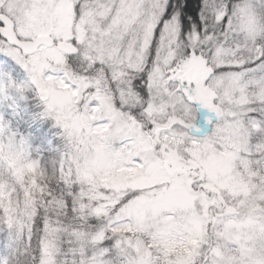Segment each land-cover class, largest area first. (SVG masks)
Here are the masks:
<instances>
[{"label":"rangeland","instance_id":"obj_1","mask_svg":"<svg viewBox=\"0 0 264 264\" xmlns=\"http://www.w3.org/2000/svg\"><path fill=\"white\" fill-rule=\"evenodd\" d=\"M168 1L0 0V14L14 18L23 39L67 41L87 28L74 27L77 22L89 25L87 35L79 34L80 54L103 64L99 75H74L57 49L26 59L0 39V50L26 71L36 94L50 93L40 113L64 137L63 159L86 187L87 207L107 221L95 238L83 239L86 264H108L97 260L96 246L109 230L120 264H264V168L251 169L246 124L256 99L264 111V69L245 68L248 61L238 56L256 53L253 0L235 10L216 38L184 39L176 23L163 29L149 75L154 101L147 111L156 143L128 112L137 102L130 82L149 66ZM226 16L223 10L217 19ZM239 38L243 44L236 43ZM191 104L197 122L175 118L188 116ZM1 116L0 163L23 181L32 168L23 143L4 136ZM45 253V264L51 263V248Z\"/></svg>","mask_w":264,"mask_h":264},{"label":"trees","instance_id":"obj_2","mask_svg":"<svg viewBox=\"0 0 264 264\" xmlns=\"http://www.w3.org/2000/svg\"><path fill=\"white\" fill-rule=\"evenodd\" d=\"M246 1H168L151 42L150 56L146 64L149 66L135 73L130 82L133 98L137 102L134 108H128V112L141 125L147 126V129L153 132L152 139L156 143H158L156 134L152 130L153 120L147 111L154 101L149 87V75L161 45L163 29L176 23L184 39L194 34L199 36L200 41L207 39V36L216 38L220 32L226 31L225 26L230 16ZM250 5L253 7L254 16L257 17L259 28L254 44L256 53L250 55L248 52H242L238 56L248 61L243 67L253 68L260 65L263 70L264 0H253ZM223 10L227 11V16L219 21L218 14ZM77 26L85 25L80 20L74 27ZM82 30L77 29L73 33L72 41L79 46L80 42L82 43L79 38ZM235 40H238L236 43L239 45L244 43L243 38ZM63 58L66 69L76 76L99 75L105 68L97 60H94V63L84 60L80 53L76 57L63 55ZM230 67L226 69L222 67L220 71L229 72ZM254 75H257V78L262 77V72H256ZM0 80H6V89L3 93L0 92L4 136L18 138L23 143L24 156L32 168L21 181L17 179L12 168L0 163V264H45V248H51L52 253V262L48 264H86L83 261V239L95 238L107 221L95 214L94 209L87 207L89 198L86 197V187L80 183L75 167L70 168L67 164L69 162L65 163L63 159L62 154L68 148L66 141L59 135L53 123L41 115L40 110L44 102L29 85L26 71L1 50ZM261 82L263 87L264 77ZM110 87L115 90L113 83ZM114 96H118L116 91ZM117 106H120L118 99ZM191 106L194 109L188 116L186 113H179L175 118L186 124L197 122V109L192 104ZM253 107L256 111L250 113L251 119L247 120L246 124L249 126L251 169L257 171L261 169L259 167L264 168V111L261 110L262 104L259 99L250 105V109ZM154 121L165 122L159 119ZM215 124L216 122H212L211 125ZM184 129L186 128L182 126V130L186 132ZM161 161L167 166L162 156ZM111 235L109 230L104 241L97 244V260L107 261L108 264H120L123 259L118 260L115 250L116 239ZM147 245L154 247L150 241H147Z\"/></svg>","mask_w":264,"mask_h":264},{"label":"water","instance_id":"obj_3","mask_svg":"<svg viewBox=\"0 0 264 264\" xmlns=\"http://www.w3.org/2000/svg\"><path fill=\"white\" fill-rule=\"evenodd\" d=\"M0 38L4 39L11 47L20 49L25 56H34L41 47L53 48L56 43L51 37H37L34 40H22L19 38L14 21L6 15L0 16ZM57 48L65 54L75 56L77 54V48L70 43L60 42L57 44ZM39 94H44L42 101H47L49 98V92L39 90Z\"/></svg>","mask_w":264,"mask_h":264},{"label":"flooded vegetation","instance_id":"obj_4","mask_svg":"<svg viewBox=\"0 0 264 264\" xmlns=\"http://www.w3.org/2000/svg\"><path fill=\"white\" fill-rule=\"evenodd\" d=\"M75 44V43H74ZM75 46V45H74ZM76 47V46H75Z\"/></svg>","mask_w":264,"mask_h":264}]
</instances>
